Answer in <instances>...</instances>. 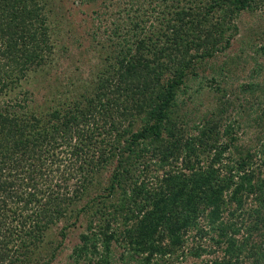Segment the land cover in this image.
<instances>
[{
  "label": "trees",
  "instance_id": "obj_1",
  "mask_svg": "<svg viewBox=\"0 0 264 264\" xmlns=\"http://www.w3.org/2000/svg\"><path fill=\"white\" fill-rule=\"evenodd\" d=\"M106 1L123 5L81 0L96 4L98 17ZM145 1L143 9L128 1V33L118 23L98 42L95 89L41 107L29 90H16L54 48L46 3L0 0V264H46L38 254L47 231L92 208L72 264H118L114 245L122 264L182 256V264H264V159L255 166L236 136L215 146L224 105L204 112L185 142L174 116L181 92L231 46L233 21L263 0ZM243 86L264 101L263 84ZM228 149L235 156L224 162ZM114 162L108 184L98 186Z\"/></svg>",
  "mask_w": 264,
  "mask_h": 264
},
{
  "label": "rangeland",
  "instance_id": "obj_2",
  "mask_svg": "<svg viewBox=\"0 0 264 264\" xmlns=\"http://www.w3.org/2000/svg\"><path fill=\"white\" fill-rule=\"evenodd\" d=\"M128 1L121 0V6L113 5L110 1L100 3L98 7L103 10L101 17H98L94 12L96 4L82 3L81 0H41V4L46 3L43 13L47 16L54 48L51 51L44 50L47 58L41 65L30 66L16 93L19 94L20 89L29 90L33 103L46 107L67 97L77 99L80 93L92 92L102 64L101 44L98 42H105L118 23L121 24L122 33H128L125 31V13L133 6ZM132 1L139 9L140 6L143 9L149 5L145 0ZM233 22L237 23L238 29L231 40V46L200 69L202 78L191 83L185 95L181 92V110L174 116L178 117L183 141H186L198 134L193 128L201 124V115L204 112L217 111L219 106L224 105L228 118L223 115L225 125L219 130L218 136H213L211 140L216 147L222 148L228 140L236 136L242 152L246 153L249 149L253 156L251 162L257 166L264 159V101H261L263 104L258 103L263 98L251 96L249 91H245L243 84L260 82L264 85V0L258 8L244 10ZM95 30L98 31L97 38L92 36ZM211 77H215L217 82L210 83ZM137 123L138 129L142 122ZM227 123L233 125V131H226ZM164 138L171 139L167 131ZM226 156L232 158L235 154L228 149L222 156L224 162ZM114 167L115 162L101 176V184L98 186L105 187L108 184ZM90 199L92 196H87L79 205L86 204ZM94 210L92 208L81 213L78 219L72 213L70 217L50 228L40 248L39 258L41 256V260H46V264H72L73 258L70 256L73 248L80 243L81 233L87 230ZM71 222L76 224L69 225ZM63 229L65 235L62 234ZM62 240L63 245L55 250L56 256L53 258L54 248ZM203 244L207 246L206 240ZM121 251L122 248L114 245L118 264H122ZM182 260H186L185 256L176 260V264H182ZM192 260L194 258L187 259L188 263Z\"/></svg>",
  "mask_w": 264,
  "mask_h": 264
}]
</instances>
